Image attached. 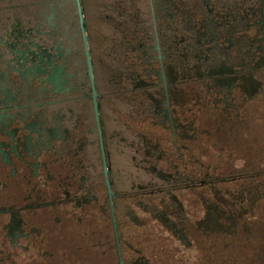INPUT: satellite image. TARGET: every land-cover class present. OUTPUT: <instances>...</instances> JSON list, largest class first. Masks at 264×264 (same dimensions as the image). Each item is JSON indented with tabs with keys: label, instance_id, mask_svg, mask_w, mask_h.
Wrapping results in <instances>:
<instances>
[{
	"label": "flooded vegetation",
	"instance_id": "flooded-vegetation-1",
	"mask_svg": "<svg viewBox=\"0 0 264 264\" xmlns=\"http://www.w3.org/2000/svg\"><path fill=\"white\" fill-rule=\"evenodd\" d=\"M262 96L264 0H0V264H202L197 155Z\"/></svg>",
	"mask_w": 264,
	"mask_h": 264
},
{
	"label": "rangeland",
	"instance_id": "rangeland-1",
	"mask_svg": "<svg viewBox=\"0 0 264 264\" xmlns=\"http://www.w3.org/2000/svg\"><path fill=\"white\" fill-rule=\"evenodd\" d=\"M247 110L248 115L245 120L235 124L233 129L221 126L220 133L214 132V134L208 135L203 140L202 157L197 155L199 162L202 161V166L205 167L202 181L208 184L204 190L208 195L214 193L216 198H206V212L202 214V250L188 253V260H194L200 256L202 264H264V260L254 258L255 255L252 254V252L257 253L260 247L264 250V208L259 207V204L255 207L252 206L246 202L247 200L244 201L242 192L241 194L237 192L238 187L244 185L243 179L240 178L251 179L256 174L264 172V96L248 106ZM202 125L212 129L217 124L208 121ZM209 132L212 131L209 130ZM223 180H229L230 184L234 182L228 186L233 193L230 192L226 184L222 185L221 181ZM156 183L152 189L163 186L161 182ZM240 200L244 202L243 205L238 206ZM219 203L223 204L222 207H225L227 213L218 218L215 216H219L220 212L213 215V218L209 217L211 215L209 213L213 211L211 208L216 207ZM238 216L244 221L246 220V224L248 223L247 232L241 233L242 237L239 238L235 237L237 233L233 231L237 227ZM154 231L153 246L156 248L154 256L159 260L163 257L162 234L156 232V229ZM194 245L193 242L190 248L194 249ZM142 248L150 252V248L146 245ZM79 255L75 256L77 264L81 262V254ZM28 256L33 255L29 254ZM170 260L172 259L170 258ZM51 262H46V264H73L72 256L69 257V261L64 259L59 263ZM89 264H101L99 257H92Z\"/></svg>",
	"mask_w": 264,
	"mask_h": 264
},
{
	"label": "trees",
	"instance_id": "trees-1",
	"mask_svg": "<svg viewBox=\"0 0 264 264\" xmlns=\"http://www.w3.org/2000/svg\"><path fill=\"white\" fill-rule=\"evenodd\" d=\"M242 183H244V185H240L237 192H239L240 194L242 192V194H244V201L247 200L246 202H249L252 206L254 205V207L259 204V207L262 206L264 208V172L256 174L255 177H252L251 179L245 178ZM244 201L240 200L238 206L240 204L243 205ZM237 221V227H235L233 231L237 233L235 237L239 238L242 237V234H245L247 232L246 226H248V223L246 224V220L244 221V219H242L240 216L237 217ZM252 254L255 255L254 258H257L261 261L264 260V250L262 247L258 248L257 253L252 252Z\"/></svg>",
	"mask_w": 264,
	"mask_h": 264
}]
</instances>
